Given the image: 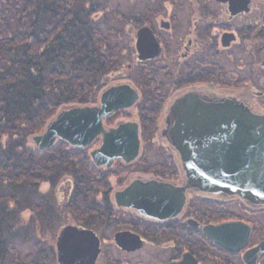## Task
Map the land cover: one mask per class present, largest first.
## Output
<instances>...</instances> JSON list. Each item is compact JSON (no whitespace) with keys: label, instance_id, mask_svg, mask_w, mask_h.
Returning a JSON list of instances; mask_svg holds the SVG:
<instances>
[{"label":"flooded vegetation","instance_id":"obj_1","mask_svg":"<svg viewBox=\"0 0 264 264\" xmlns=\"http://www.w3.org/2000/svg\"><path fill=\"white\" fill-rule=\"evenodd\" d=\"M56 1L60 11L69 1L63 11L75 14L77 0ZM86 1L100 21L96 27L120 34L119 40L110 37L116 60L134 63L127 65L131 77L120 66L105 75L103 88L127 82L139 95L134 105L105 118L104 126L137 122L140 153L110 166L94 163L95 190L82 213L73 208V186L61 191L57 184L53 204L60 224L39 235L55 245L17 251L16 262L61 264L56 240L71 224L90 233L88 253H96L89 264H264V200L190 186L171 136L177 102L188 96L228 98L264 114V0H127L130 7L114 9L112 19L105 0ZM144 27L150 32L139 35ZM99 142L97 137L86 147L89 154ZM48 189L46 183L43 193Z\"/></svg>","mask_w":264,"mask_h":264},{"label":"trees","instance_id":"obj_2","mask_svg":"<svg viewBox=\"0 0 264 264\" xmlns=\"http://www.w3.org/2000/svg\"><path fill=\"white\" fill-rule=\"evenodd\" d=\"M76 3L69 15V1L60 11L56 0H0V264H20L17 251L40 250L39 235L60 224L53 203L62 179L73 186L78 213L95 190L86 147L57 139L40 151L31 142L61 108L95 102L104 76L121 64L88 2Z\"/></svg>","mask_w":264,"mask_h":264},{"label":"water","instance_id":"obj_3","mask_svg":"<svg viewBox=\"0 0 264 264\" xmlns=\"http://www.w3.org/2000/svg\"><path fill=\"white\" fill-rule=\"evenodd\" d=\"M147 29H140L138 34L149 33ZM138 97L130 83L107 85L99 92L97 103L58 110L41 132L32 135L31 142L40 151L57 139L85 148L100 137L98 146L90 151L93 163L110 166L117 158L129 161L140 153L138 123L124 121L106 128L104 119L134 105ZM175 115L177 125L171 136L190 186L264 200V114L253 113L228 98L216 101L188 96L177 102ZM89 238L85 229L64 226L56 240L59 262L91 263L96 250L88 253Z\"/></svg>","mask_w":264,"mask_h":264},{"label":"rangeland","instance_id":"obj_4","mask_svg":"<svg viewBox=\"0 0 264 264\" xmlns=\"http://www.w3.org/2000/svg\"><path fill=\"white\" fill-rule=\"evenodd\" d=\"M105 5H106V12H107V14H106V16H109V18L110 19H112V17L114 16V9H117V10H125V9H127V8H129L130 7V4H129V1H127V0H105ZM114 21H112V23H113ZM110 34V37H116V38H114V39H116V40H119V38H118V36L120 35V34H118V36H117V33H109ZM114 34V35H113ZM111 39V38H110ZM127 57H125V59H126ZM120 66H122L121 68H122V70L120 71L121 73H122V75H125L126 77L128 76V77H131L132 75H133V68L132 67H128L127 65H128V63H133V60H120ZM134 64V63H133ZM117 71H119L117 68L116 69H114V70H112V72L111 73H114V72H117ZM118 75L119 74H114V76L115 77H118ZM105 77V76H104ZM114 79H111V81H113ZM116 80V79H115ZM121 80H124V79H121ZM92 94H94V92L92 93ZM97 103V102H96ZM95 104V103H94ZM67 179V178H66ZM66 179H62L61 181H62V184L63 185H61L62 186V189H61V191L63 190L64 191V189L66 188V186H67V183H68V181L66 180ZM46 187V183H42L41 184V186H40V191H42V189H43V187ZM63 202H65L64 200H63ZM232 205V204H231ZM231 209L233 210V211H237L239 208L236 206V204L233 206H231ZM31 214H32V211H29V212H26L24 215H23V217H24V219H29L30 218V216H31ZM50 241L52 242V245L54 246L55 245V240H42V246H41V249L42 250H47L48 251V249H49V244H51L50 243ZM21 247V246H20ZM29 246L26 248V250H29ZM21 249H24L23 247L21 248Z\"/></svg>","mask_w":264,"mask_h":264}]
</instances>
